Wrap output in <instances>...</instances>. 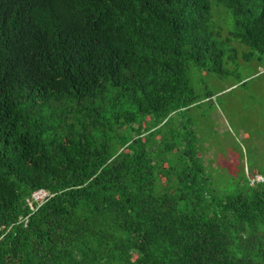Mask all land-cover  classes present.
I'll list each match as a JSON object with an SVG mask.
<instances>
[{
	"label": "trees",
	"instance_id": "1",
	"mask_svg": "<svg viewBox=\"0 0 264 264\" xmlns=\"http://www.w3.org/2000/svg\"><path fill=\"white\" fill-rule=\"evenodd\" d=\"M234 40L264 0H0V264H264V181L216 192L180 117Z\"/></svg>",
	"mask_w": 264,
	"mask_h": 264
},
{
	"label": "rangeland",
	"instance_id": "2",
	"mask_svg": "<svg viewBox=\"0 0 264 264\" xmlns=\"http://www.w3.org/2000/svg\"><path fill=\"white\" fill-rule=\"evenodd\" d=\"M214 12L215 36L224 39L233 14L218 2ZM231 45L239 56L233 61L228 53L225 75L191 69L197 103L180 115L219 194L236 193L247 179L254 184L264 176V59L245 58L252 49L238 40Z\"/></svg>",
	"mask_w": 264,
	"mask_h": 264
},
{
	"label": "built area",
	"instance_id": "3",
	"mask_svg": "<svg viewBox=\"0 0 264 264\" xmlns=\"http://www.w3.org/2000/svg\"><path fill=\"white\" fill-rule=\"evenodd\" d=\"M256 181H264V177L262 175L256 176ZM51 195L49 194V192H47L44 189L35 191L32 195V202L30 203L31 207L34 209L35 207V202H37L39 205H41L42 203H44ZM24 222H28V217H26L24 219ZM0 232H1V228H0ZM2 235H0V239H1Z\"/></svg>",
	"mask_w": 264,
	"mask_h": 264
}]
</instances>
